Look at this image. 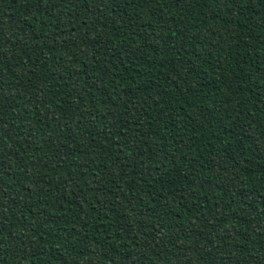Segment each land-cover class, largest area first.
I'll return each mask as SVG.
<instances>
[{"label":"trees","instance_id":"trees-1","mask_svg":"<svg viewBox=\"0 0 264 264\" xmlns=\"http://www.w3.org/2000/svg\"><path fill=\"white\" fill-rule=\"evenodd\" d=\"M0 264H264V0H0Z\"/></svg>","mask_w":264,"mask_h":264}]
</instances>
